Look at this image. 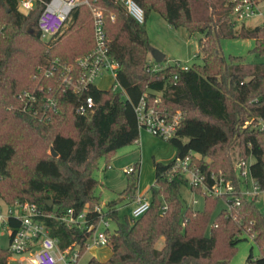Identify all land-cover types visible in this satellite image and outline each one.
<instances>
[{"label":"trees","instance_id":"trees-1","mask_svg":"<svg viewBox=\"0 0 264 264\" xmlns=\"http://www.w3.org/2000/svg\"><path fill=\"white\" fill-rule=\"evenodd\" d=\"M89 1L103 11L109 54L119 62L116 76L126 96L93 85L87 93L94 98V109L82 115L76 111L79 94L65 90L58 76L42 75L38 66L49 65L57 57L74 62L94 46L90 5L76 6L67 34L49 46L41 39L38 25L43 3L23 12L19 0H0V197L7 203L29 201L59 215L70 207L76 212L88 207V217L96 223L100 200L95 191L100 181L94 172L101 158L106 159V168L119 148L139 141L135 107L144 96L160 110L183 111L175 135L168 139L176 156L168 162L154 158L150 208L139 217L125 214L120 220L118 205L133 200L138 191L140 163L135 164L136 170L127 171L126 187L106 204V213L117 221L109 237L111 254L105 260L92 256L87 264H223L234 255L243 230L253 235L261 249L260 256L250 252L243 264H264V211L256 197L242 192L245 180L236 164L254 156L250 173L264 187V128L245 127L250 117L254 122L264 119V62L241 55L227 57L220 44L222 37H254L251 52L264 54V26L236 29L231 0H135L144 11L143 22L120 0ZM152 11L174 28L201 33V63L183 68L154 59L146 28ZM37 85L45 89L37 91L40 110L34 113L24 108L19 94ZM45 93L55 97V107H44ZM187 156L203 171L231 180L234 192L213 195L190 186L203 194L204 206L186 204L181 188L188 181L172 170L179 158ZM221 198L226 205L212 218ZM164 204L167 208L162 210ZM44 219L62 248L75 242L81 254L85 252L93 229L69 227L55 217ZM161 236L164 244L158 248ZM9 254L8 248L0 246V264H7Z\"/></svg>","mask_w":264,"mask_h":264},{"label":"built area","instance_id":"built-area-1","mask_svg":"<svg viewBox=\"0 0 264 264\" xmlns=\"http://www.w3.org/2000/svg\"><path fill=\"white\" fill-rule=\"evenodd\" d=\"M124 3L128 12L138 21H144V11L135 0H120ZM41 2L44 7L39 15L38 25L41 39L50 46L55 38L62 33L67 23L72 18V13L76 6L86 3L90 5L94 23V46L85 54L78 57L74 62H64L59 57L50 61L49 65H39L38 70L47 77L58 76L60 85L65 89H70L79 94V101L76 111L82 115H89L94 109V98L88 94V89L96 85V79L105 71L115 76V83L110 88L126 96V91L117 79L116 73L119 62L109 54L108 36L104 23L105 18L101 8L91 6L89 0H19L20 11L27 12ZM231 15L234 26L245 23L246 20L260 19L254 26H264V0H231ZM112 18L114 15L112 14ZM2 29L0 25V30ZM183 68L189 65L181 61H174ZM177 77L176 75L174 76ZM97 86V85H96ZM44 85H37L32 90L25 89L19 96L25 100V109L38 113L40 102L37 91L44 92ZM44 107H55L56 100L53 95H43L41 97ZM158 98L156 99V101ZM140 130L145 129L158 138L168 140L175 135L177 127L183 118V111L178 109L174 113L160 110L148 103L146 97L142 96L135 107ZM264 128V119L259 118L254 122L250 117L245 127ZM237 168L241 178L247 182L243 176L246 175L247 160L242 159L237 162ZM136 170L135 165L127 168V171ZM173 172L183 173L188 181V185L200 187L204 193L213 195H226L233 193L235 186L223 174L215 172L207 173L196 165L187 156L179 158L173 167ZM251 174V173H250ZM252 177V176H251ZM211 179V183L208 180ZM252 190H243L247 196L254 198L262 195L264 200V187L252 178ZM244 185V184H243ZM243 187V186H242ZM194 191V190H193ZM196 192V191H194ZM0 229L9 231L10 254L7 264H78L82 256L81 246L72 243L65 248L60 246L58 238L50 234V227L45 221V217H55L64 222L69 227H79L93 229L91 236L86 240V249L110 245L111 217L106 213L108 207L101 203L96 205L99 219L92 223L88 217V207L79 212L70 207L63 214L56 212L46 213L29 201L16 200L14 203H7L0 197ZM194 203L198 199L193 200ZM239 200L236 197V203ZM151 204L150 194L137 191L131 203L130 214L136 218L145 213ZM167 208L166 204L162 210ZM15 220L16 223H13Z\"/></svg>","mask_w":264,"mask_h":264},{"label":"rangeland","instance_id":"rangeland-1","mask_svg":"<svg viewBox=\"0 0 264 264\" xmlns=\"http://www.w3.org/2000/svg\"><path fill=\"white\" fill-rule=\"evenodd\" d=\"M159 19L162 25L155 22ZM165 21V22H164ZM260 19L246 20L245 23L237 24L234 26L236 29L244 27H253L258 23ZM73 20H69L65 29L60 33L54 41L56 45L69 31ZM146 28L149 33L150 40H154V45L159 50L166 54L164 63L174 62L176 59H180L183 63L192 65L194 63H201L202 58L197 56V50H199V39L201 33H190L187 28L180 26L174 28L168 24V22L159 14L154 12L152 17L147 19ZM157 40V41H156ZM222 52L225 56L229 55H241L248 61L252 62H264V54L251 52L256 46V39L254 37H222L220 39ZM114 74L105 71L101 76L96 79V85L103 89H109L112 83H115ZM146 133L144 137V146L138 142L123 146L117 150L112 156L110 166L105 168L106 159L103 157L99 160V167L95 170L94 175L97 179H100L104 184H99L96 188V193L101 195L102 199L117 198L119 193L127 185V168L136 163H141V169L138 173L139 188L145 189L151 186L155 182V170H154V158L157 157H169L172 153V144L165 139L158 138L145 129L141 130ZM234 152L237 155L238 147L234 148ZM238 156V155H237ZM237 160V159H236ZM254 156H250L247 159L246 175L243 177L247 179V182L243 185V190H252V177L250 174V164L254 162ZM238 165V163H236ZM99 180V181H100ZM101 190L103 191L101 193ZM181 195L186 204L192 205L195 208H203L204 197L203 194L194 192L190 189L189 185H183L181 188ZM260 195L257 199V203L262 211H264V200ZM114 198V199H115ZM198 199V202L194 203V199ZM112 200V199H110ZM1 201V199H0ZM226 205V202L221 198L213 213L212 218ZM131 206L122 205L119 208L120 220L124 219L125 214H130ZM117 225V221L111 218V231ZM210 230H207L209 234ZM243 239L238 243L237 249L232 258L223 264H243L246 262L250 252H253L255 257L261 255V249L258 243L254 240L253 235H250L246 230H243L241 234ZM9 231L6 229H0V246L8 248L9 246ZM164 244V237L161 236L156 243L158 248ZM110 245L102 247L88 248L82 254L78 264H87L88 260L92 256H96L100 260H105L110 256Z\"/></svg>","mask_w":264,"mask_h":264},{"label":"crops","instance_id":"crops-1","mask_svg":"<svg viewBox=\"0 0 264 264\" xmlns=\"http://www.w3.org/2000/svg\"><path fill=\"white\" fill-rule=\"evenodd\" d=\"M154 12H156V11H152L151 12V14H150V16H149V19L152 17V14L154 13ZM157 13V12H156ZM155 22H158V23H160L161 25L163 24V23H161V21L159 20V19H156V21ZM165 22V21H164ZM157 41V40H156ZM152 42V44L154 45V40L153 41H151ZM154 47H155V45H154ZM198 51L199 50H197V56H199L198 55ZM200 57V56H199ZM165 59H166V54H165ZM176 60H178V61H181L180 59H176ZM182 62V61H181ZM183 63V62H182ZM146 136V133L144 134L143 133V131H141V134H140V139H139V141H138V143H140V145H143L144 146V137ZM176 156V148L173 146L172 147V153H171V155L169 156V157H157L156 159L157 160H160V161H163V162H168L169 160H171V159H173L174 157ZM141 166H142V164L140 163L139 164V172H140V169H141ZM154 170H155V168H154ZM100 180V179H99ZM100 183L101 184H104V182H102L101 180H100ZM155 182H153L152 184H151V186L154 184ZM151 186H148L147 188H145V189H140L139 188V186H138V191H140V192H147V193H149V189H150V187ZM103 191L101 190V193H102ZM96 195H98L97 193H96ZM99 196V200H100V203L101 204H103V205H106L107 204V202L108 201H110V199H114L115 197H113V198H110V199H102V197H101V195H98ZM131 203H132V200L130 201V202H128V201H124L123 203H120L119 205H118V207L120 208L122 205H129V206H131ZM115 229V228H114ZM110 254H111V251H110ZM109 257V256H108Z\"/></svg>","mask_w":264,"mask_h":264},{"label":"water","instance_id":"water-1","mask_svg":"<svg viewBox=\"0 0 264 264\" xmlns=\"http://www.w3.org/2000/svg\"><path fill=\"white\" fill-rule=\"evenodd\" d=\"M28 29L30 31H34L33 29H31L30 27H28ZM152 55L154 57V59L157 61V62H162L164 61L165 59V53L161 50H159L158 48L154 47L153 50H152ZM51 153L54 155V156H57L58 153L57 151L52 147L51 148ZM49 204L52 205L53 204V200L50 199L48 200Z\"/></svg>","mask_w":264,"mask_h":264}]
</instances>
